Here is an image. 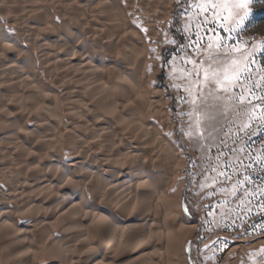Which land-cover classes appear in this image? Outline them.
Masks as SVG:
<instances>
[{
  "label": "bare ground",
  "instance_id": "bare-ground-1",
  "mask_svg": "<svg viewBox=\"0 0 264 264\" xmlns=\"http://www.w3.org/2000/svg\"><path fill=\"white\" fill-rule=\"evenodd\" d=\"M5 1L15 6L9 22L27 46L6 38L0 24L6 264H191L195 227L179 201L166 199L177 155L140 113L139 100L151 104L143 90L149 86L143 31L110 0H53L62 20L56 27L45 21L42 29L28 24L47 12L45 0H0V13L8 10ZM144 1L162 20L169 17L171 0ZM91 3L103 20L94 30L84 10ZM92 30L99 37H87ZM36 62L61 95L42 85ZM29 121L39 123L31 128ZM66 151L74 156L69 165Z\"/></svg>",
  "mask_w": 264,
  "mask_h": 264
},
{
  "label": "rangeland",
  "instance_id": "rangeland-1",
  "mask_svg": "<svg viewBox=\"0 0 264 264\" xmlns=\"http://www.w3.org/2000/svg\"><path fill=\"white\" fill-rule=\"evenodd\" d=\"M110 1L119 13L127 17L133 28L144 33L147 61L142 72L148 75L149 86L147 90L145 88L143 90L151 104L149 108H146L144 100H139L140 113L147 114L149 125L154 128L158 136L168 140L177 155L179 169H175L174 183L166 188L168 195L166 199L179 201L184 206L189 224L195 227V232L188 239V256L191 264H264V252L261 251L264 249V235H261L264 232V219H262L264 214H261L259 210V194L256 200L251 202L245 200L244 204L230 194L233 181L236 178L243 179L244 175L249 177V182L244 185L249 191L257 190L258 192L264 186V163L257 159L260 157L259 150L264 148V128L261 127L258 119L249 122L237 116V112L242 107L238 99H226L219 111L212 113L214 118L202 120L199 128L194 127L195 117H192L193 127L189 126L188 113L193 111V106L188 102L190 97L185 90L186 80L179 77L178 70L182 67H192L182 59L186 55L193 60L200 59L193 54V49L196 47L194 41L198 31V21L203 22L205 14L193 6L196 0H171V11L165 20L159 17L157 11L153 12L154 9L146 8L144 0ZM160 1L156 0L158 3ZM6 3L5 1L9 13L7 11L0 13V24L3 26L6 38L15 40L20 47H27L25 38L20 39L19 31L15 29L13 23L9 22L10 17L17 15L16 11H13L15 6ZM55 3L53 0H45L47 12L40 14L35 21L36 24L29 23L28 26L42 29L45 21H48L51 26H59L62 16ZM84 10L90 16L88 26L90 25L91 28H89L98 29V23L103 22L99 15V5L91 3L85 6ZM217 12L218 17L214 15ZM227 15V12L214 9L213 13L208 14V23L204 24L199 31L204 32L210 26L216 27L227 44L239 45L240 51L252 61L253 79L258 83L260 69L264 66V45H262L264 3L253 0L248 18L242 27H237L238 17L232 16L225 21L223 17ZM213 19H219V26L212 24ZM93 20L96 22L94 23ZM92 23L94 25H91ZM229 27L236 31L229 32L227 30ZM93 30L92 35L86 34L90 39L99 37V34ZM210 37H213V33L205 32L201 43H207ZM186 43L189 46L185 49ZM95 46V44L92 46L94 51L99 52ZM239 54V52L234 53V55ZM101 55L104 60H107V52H101ZM36 63L42 85L46 88H56L61 95L63 90L58 89V84L52 85L54 83H50L49 75L44 70H39V62ZM135 66L137 74L139 72V69H136L137 63ZM253 90L259 91L255 88ZM232 91L239 95L241 90L234 88ZM253 103L258 104L259 101L254 100ZM247 107L250 108L251 105ZM259 113L260 109H257V116ZM157 116L159 117L156 118ZM38 123L29 121L28 125L32 128ZM244 123H247L248 127L240 130ZM188 132L192 134L187 135ZM209 132L212 133L211 137H208ZM221 141H226L227 147ZM218 152H223L224 155L217 158ZM249 153L252 159H249ZM63 154V162L69 165L74 156H70L69 151ZM237 155L240 156V161L235 160ZM229 161L239 163L241 167L235 172L231 166L223 167L224 163ZM217 165H219L217 171L232 173L233 180L223 182L224 178L220 177L223 184L213 183L211 177L216 176L217 172L212 171V168ZM243 165H251V167L245 170ZM221 186L229 191L220 192L218 189ZM0 190L7 191L1 183ZM222 202L223 208L220 207ZM23 220H19L20 224L29 225L34 222L32 219ZM174 232L172 234L178 238ZM174 247L177 248L176 243ZM0 259L1 264L7 263L3 254H0Z\"/></svg>",
  "mask_w": 264,
  "mask_h": 264
},
{
  "label": "snow or ice",
  "instance_id": "snow-or-ice-1",
  "mask_svg": "<svg viewBox=\"0 0 264 264\" xmlns=\"http://www.w3.org/2000/svg\"><path fill=\"white\" fill-rule=\"evenodd\" d=\"M260 2L264 3V0H260ZM251 5H253V0H196L193 4L195 8L205 14L204 21H198V31L194 41L196 47L193 49V54L200 57V59L193 60L186 55L182 59L192 67H182L178 70L179 77L186 80L185 90L188 93V97H190L188 102L193 106V111L188 113L190 128L193 127L192 117H195L194 127L196 128H199L202 120H212L214 118L212 113L214 111L218 112L226 99H238L242 107L237 112V116L249 122H254L258 119L261 127L264 128V66L260 69V79L257 83L253 79L252 61L249 60V57L244 52L240 51L239 45L227 44L225 38L220 35L216 27L210 26L204 32L199 31V29L204 27V24L208 23V14L213 13L214 9L228 13L227 16L223 17L225 21L232 16L238 17L236 21L237 27H242L244 21L248 18ZM214 15L218 17L219 13H214ZM212 24L219 26V19H213ZM225 27L227 26L225 25ZM227 30L229 32L236 31V29L230 27ZM207 31L213 33L214 40L213 37H210L207 43H201L203 35ZM237 39H239L238 36ZM262 45H264V42H262ZM188 46L186 43L184 45L185 49ZM237 52L240 54L234 55ZM174 71L177 70L174 69ZM234 88L241 90L239 95L232 91ZM254 88L259 91L253 90ZM254 100L259 101V103H253ZM247 105H251V107L249 108ZM257 109H260L259 116H257ZM247 127L248 124L244 123L240 130ZM213 130H215L214 127ZM186 134L191 135L192 133L188 132ZM248 134L251 135L252 133ZM211 135L212 133L209 132L208 137H211ZM221 143L227 147L226 141H221ZM242 148L243 144L241 145ZM259 151L260 157H264V148ZM221 155H224V153L218 152L217 158ZM260 157L257 159L264 163V159H260ZM240 159L239 155L235 157L236 161H240ZM249 159H252L251 153H249ZM230 166L235 172L241 167V164L229 161L223 165L225 168ZM218 167L219 165L212 168V171L217 172L216 176L211 177L213 183L223 184V182L233 180L232 173L217 171ZM243 167L247 170L251 165H243ZM220 177L224 178L223 182ZM248 182L249 177L247 175H244L243 179L236 178L233 181L230 194L233 197H237L241 204H244L245 200L249 202L256 200L257 194H259V210L261 214H264V186L258 192L257 190L249 191L248 188L244 187ZM218 190L220 192L229 191L223 186ZM220 207L223 208V202ZM262 219H264V215H262ZM261 235H264V232ZM205 247H208V245H205ZM261 251L264 252V249H261Z\"/></svg>",
  "mask_w": 264,
  "mask_h": 264
}]
</instances>
